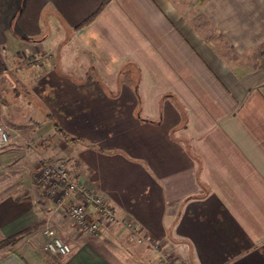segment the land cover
Segmentation results:
<instances>
[{
    "label": "crops",
    "instance_id": "1",
    "mask_svg": "<svg viewBox=\"0 0 264 264\" xmlns=\"http://www.w3.org/2000/svg\"><path fill=\"white\" fill-rule=\"evenodd\" d=\"M100 1L0 0V240L27 231L0 264H157L147 244L171 264H264V0H108L76 27ZM44 160L145 243L75 229L32 182ZM44 225L69 254L42 250Z\"/></svg>",
    "mask_w": 264,
    "mask_h": 264
},
{
    "label": "built area",
    "instance_id": "2",
    "mask_svg": "<svg viewBox=\"0 0 264 264\" xmlns=\"http://www.w3.org/2000/svg\"><path fill=\"white\" fill-rule=\"evenodd\" d=\"M7 142V132L0 124V149ZM32 182L37 186L45 187L46 196L53 207L63 210L71 225L78 231L94 236L101 222L118 223L125 228L130 239L137 244L145 243L144 238L134 230L130 220L118 218L100 195L78 183L60 162L44 160L33 174ZM75 196L78 198L69 200L70 197ZM88 207L92 209L93 217L89 216ZM41 232L44 236L41 248L45 253L52 256L69 254V244L57 236L53 228L44 225ZM147 245L155 251L157 264H171V260L159 252L155 244Z\"/></svg>",
    "mask_w": 264,
    "mask_h": 264
},
{
    "label": "rangeland",
    "instance_id": "3",
    "mask_svg": "<svg viewBox=\"0 0 264 264\" xmlns=\"http://www.w3.org/2000/svg\"><path fill=\"white\" fill-rule=\"evenodd\" d=\"M10 14H3V13H0V22L1 21H7L8 20V18L10 17L9 16ZM198 22H199V25H200V27H203V23H202V20L201 19H198ZM205 31H207V32H209L208 30H206L205 29ZM0 32H1V30H0ZM14 47H18L17 48V51L24 57V59L26 58V57H28L29 56V52H27V51H24V50H22V48H24L25 47V45H21V46H14ZM35 56H38L37 54L35 55ZM21 60H22V58H21ZM26 60V59H25ZM17 84H14V82L12 81V86H16ZM14 95V93H12V96ZM28 95L26 94V97L24 96V98H23V101H25L26 99L28 100ZM30 107V106H29ZM21 114H23V111L21 112ZM8 120H10L12 123H15V121L17 122V118H8ZM15 120V121H14ZM36 119H35V117L34 116H32L31 117V119L29 120V122H28V124L26 125V126H34V125H36ZM17 126H19V124L18 123H15ZM34 124V125H33ZM20 180H22L21 178H20Z\"/></svg>",
    "mask_w": 264,
    "mask_h": 264
},
{
    "label": "trees",
    "instance_id": "4",
    "mask_svg": "<svg viewBox=\"0 0 264 264\" xmlns=\"http://www.w3.org/2000/svg\"><path fill=\"white\" fill-rule=\"evenodd\" d=\"M108 0H101L99 5L97 6V8L89 15L87 16L85 19H83L76 27H79L81 25H84L86 23H88L89 21L92 20V18L103 8V6L107 3ZM54 128L56 131L61 132V130L59 128H57L55 126V124H53ZM27 231L21 232L20 234L16 235V236H11L9 238L0 240V247L5 246V245H11L12 242L14 241V239L24 233H26Z\"/></svg>",
    "mask_w": 264,
    "mask_h": 264
}]
</instances>
